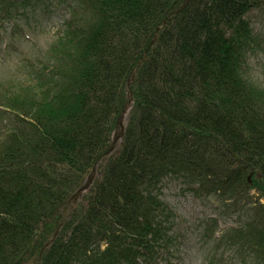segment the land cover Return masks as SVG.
Listing matches in <instances>:
<instances>
[{
  "label": "trees",
  "instance_id": "1",
  "mask_svg": "<svg viewBox=\"0 0 264 264\" xmlns=\"http://www.w3.org/2000/svg\"><path fill=\"white\" fill-rule=\"evenodd\" d=\"M62 3L37 81L0 85V264L172 263L168 178L264 213V87L244 73L264 0ZM32 6L0 0V15L14 27ZM227 230L264 264V218Z\"/></svg>",
  "mask_w": 264,
  "mask_h": 264
},
{
  "label": "rangeland",
  "instance_id": "2",
  "mask_svg": "<svg viewBox=\"0 0 264 264\" xmlns=\"http://www.w3.org/2000/svg\"><path fill=\"white\" fill-rule=\"evenodd\" d=\"M32 2L31 10L19 16L18 24L14 27L5 15H0V85L19 84L27 78L36 82V79L31 78L35 73H32V70L35 66L40 67L43 59L50 54L51 46L63 34L64 26L70 18L62 0ZM247 16L253 30V38L247 46L244 73L250 80L264 87V8H254ZM26 35L33 37L29 53L21 51L17 46V37L22 39ZM41 43L44 46H41ZM13 55L20 58L15 70L5 64ZM127 115L126 112L125 125L128 121ZM122 135L115 139L113 151L118 147ZM220 182L221 180L216 179L214 183ZM193 184L196 183L191 181V177L179 180L168 178L164 181L162 198L173 211L170 229L176 237L172 247V250H175L174 257H171L172 263L167 259L170 257L168 254L163 257L165 263L213 264L208 256L214 249L217 264H244L240 246L233 243L235 233L227 234L229 230L223 234L221 232L227 226L245 225L251 218H264L263 211L257 212L254 210L255 207L247 208L249 206L245 204L247 198L238 200L225 197L215 185L211 189L204 187L205 191L202 192L199 188L196 192ZM86 190L76 195L80 196ZM255 191V188L248 191L251 192L253 199L258 197ZM80 200L79 198L77 202ZM221 236L224 238L217 240ZM253 263V256H248L247 264ZM27 264L33 263L30 261Z\"/></svg>",
  "mask_w": 264,
  "mask_h": 264
},
{
  "label": "clouds",
  "instance_id": "3",
  "mask_svg": "<svg viewBox=\"0 0 264 264\" xmlns=\"http://www.w3.org/2000/svg\"><path fill=\"white\" fill-rule=\"evenodd\" d=\"M33 37L31 35H26L24 38L17 37V46L21 49V51L25 53H29L31 51V43ZM41 46H44L43 43H41ZM20 58L17 55H13L10 58H8L5 62L7 67H11L13 70H15L16 66L19 65Z\"/></svg>",
  "mask_w": 264,
  "mask_h": 264
},
{
  "label": "water",
  "instance_id": "4",
  "mask_svg": "<svg viewBox=\"0 0 264 264\" xmlns=\"http://www.w3.org/2000/svg\"><path fill=\"white\" fill-rule=\"evenodd\" d=\"M129 88H130V83H129ZM126 112V111H125ZM123 113V115L121 116V118H120V125L122 126V127H124V116L126 115V113ZM90 181V180H89ZM88 186H89V183H87V184H85L78 192H77V194H79L81 191H83V190H86L87 188H88Z\"/></svg>",
  "mask_w": 264,
  "mask_h": 264
}]
</instances>
